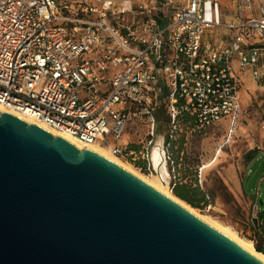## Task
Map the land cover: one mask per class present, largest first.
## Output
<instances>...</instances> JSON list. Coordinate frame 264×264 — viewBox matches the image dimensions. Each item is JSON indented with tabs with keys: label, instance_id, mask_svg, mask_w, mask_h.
Instances as JSON below:
<instances>
[{
	"label": "built area",
	"instance_id": "2783aa9c",
	"mask_svg": "<svg viewBox=\"0 0 264 264\" xmlns=\"http://www.w3.org/2000/svg\"><path fill=\"white\" fill-rule=\"evenodd\" d=\"M238 70L264 88V0H0V104L155 173L163 110L170 184L180 122L233 131L248 113Z\"/></svg>",
	"mask_w": 264,
	"mask_h": 264
},
{
	"label": "water",
	"instance_id": "95a60500",
	"mask_svg": "<svg viewBox=\"0 0 264 264\" xmlns=\"http://www.w3.org/2000/svg\"><path fill=\"white\" fill-rule=\"evenodd\" d=\"M0 264L264 262L99 150L0 112Z\"/></svg>",
	"mask_w": 264,
	"mask_h": 264
},
{
	"label": "rangeland",
	"instance_id": "374dc122",
	"mask_svg": "<svg viewBox=\"0 0 264 264\" xmlns=\"http://www.w3.org/2000/svg\"><path fill=\"white\" fill-rule=\"evenodd\" d=\"M221 30L222 33L225 32L224 29ZM241 93L248 113L239 119L233 131L229 129V119L202 132L195 130L191 120L179 123L175 150L180 151V164L176 167V173L181 182L193 186L197 179L198 186L209 196L210 202H202L199 206L189 203L192 207L231 226L240 236L253 240L255 246H263V232L258 228L255 217V201L257 199L260 206V215L257 216L264 226V171L250 188L248 183L261 160H264V88L250 76H246ZM167 128L166 124L160 127L159 138L165 135ZM137 129L139 131L131 128L125 138L130 142V147L140 149L141 141L147 136V127L143 125ZM254 149L258 150V156L248 160L247 153ZM122 159L146 175L155 173L150 172L147 167L141 168L139 160ZM215 159V162L202 170V181L199 182L200 168ZM250 168L251 175L248 174ZM166 182L172 190L168 177ZM260 199H263L262 204Z\"/></svg>",
	"mask_w": 264,
	"mask_h": 264
},
{
	"label": "bare ground",
	"instance_id": "6f19581e",
	"mask_svg": "<svg viewBox=\"0 0 264 264\" xmlns=\"http://www.w3.org/2000/svg\"><path fill=\"white\" fill-rule=\"evenodd\" d=\"M0 112L10 113L12 115L19 117L20 119L24 120L27 123L34 124V125H37L41 128H44L45 130L49 131L52 135L58 136V137H61L65 140H67L68 142H70L71 144H73L75 147H77L80 150L86 149L88 146H91V147L99 150L100 152L104 153L105 155H107L108 157L113 159L114 161L118 162L119 164H121L122 166H124L125 168H127L128 170L133 172L134 174H136L138 177H140L141 179H143L144 181H146L147 183H149L150 185H152L153 187H155L156 189H158L159 191H161L162 193H164L165 195H167L168 197H170L171 199L176 201L177 203L181 204L183 207H185L187 210L192 212L197 217L201 218L202 220H204L205 222H207L208 224H210L214 228L221 231L223 234H225L226 236L231 238L233 241H235L236 243L241 245L243 248H245L250 253H252L253 255H255L256 257H258L260 260H262L264 262V252H262L261 250L256 248L253 240L240 236L238 234V232L235 229H233L231 226L223 224V223L219 222L218 220H216L215 218H213L212 216H210L208 214H203V213L199 212L196 208L192 207L187 201H185L184 199L177 196L171 190V188L168 186L167 182H165L162 179V177H160L161 176L160 173L159 174L154 173L152 175H146V174L140 172L139 170H137L136 168H134L132 166V164H130L129 162L124 161L120 157L114 156L108 148H106L102 145H99L98 143H84L78 137H76V136H74V135H72L66 131L52 127L46 123H43L42 121H39V120L31 117V116H27L23 113H20V112L13 110V109L7 108L6 106H4L2 104H0ZM159 155H160V150L158 147H156L154 150V153H153V157L155 159L158 171L160 170L162 173H164L165 167L164 166L160 167L159 163H158ZM215 161H216V159L213 160L212 162L208 163V164H205L202 167V170L206 169L208 166H210Z\"/></svg>",
	"mask_w": 264,
	"mask_h": 264
},
{
	"label": "trees",
	"instance_id": "16d2710c",
	"mask_svg": "<svg viewBox=\"0 0 264 264\" xmlns=\"http://www.w3.org/2000/svg\"><path fill=\"white\" fill-rule=\"evenodd\" d=\"M158 113H157L158 115H156L157 130L160 133V131H159L160 127L163 126V124H166V125L168 124L167 123L168 118H167V116L163 110H160ZM176 144H178L177 140H173L171 142V149L173 152L174 159L177 161V163H180V161H179V159H180L179 152L180 151L175 150ZM257 156H258L257 149H254L253 151H250L247 153L246 158H248V160H252V159L256 158ZM138 164L140 165L141 168H146V165H145V163H143V161H138ZM248 178H249V176H248ZM171 186H172V190L174 191V193L177 196L184 199L185 201L192 204L193 206H199V204L202 202H204V203L210 202L209 196L207 195V193L204 190H202L198 186V184L193 186L191 184L183 183L181 181H175V182L173 181L171 183ZM253 229H254V231L257 232L255 227H253ZM256 247H257V249L264 252V247L262 245L257 244Z\"/></svg>",
	"mask_w": 264,
	"mask_h": 264
},
{
	"label": "crops",
	"instance_id": "0c3cea01",
	"mask_svg": "<svg viewBox=\"0 0 264 264\" xmlns=\"http://www.w3.org/2000/svg\"><path fill=\"white\" fill-rule=\"evenodd\" d=\"M238 74H239V77L241 78V80H242V82H243V84H242V86H243V85H244V82H245V79H246V76H249V75H248L247 73H245V72H241V71H239V70H238ZM241 90H242V88H241ZM240 92H241V91H240ZM241 96H242V93H241ZM242 104H243V106H244L243 101H242ZM244 108L247 109V107H245V106H244ZM247 110H248V109H247ZM243 115H244V114H243ZM243 115H242V116H243ZM262 135L264 136V133H263V132H262ZM257 153H259L258 150H257ZM251 172H252V170H251V168H250L248 174L250 175Z\"/></svg>",
	"mask_w": 264,
	"mask_h": 264
}]
</instances>
